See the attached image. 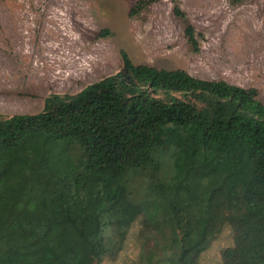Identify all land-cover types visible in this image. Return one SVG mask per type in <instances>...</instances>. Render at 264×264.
I'll return each instance as SVG.
<instances>
[{
    "label": "trees",
    "instance_id": "obj_1",
    "mask_svg": "<svg viewBox=\"0 0 264 264\" xmlns=\"http://www.w3.org/2000/svg\"><path fill=\"white\" fill-rule=\"evenodd\" d=\"M184 36L197 51L189 22ZM120 55L117 73L0 116V264H100L138 219L136 264H201L225 226L222 264H264L257 90Z\"/></svg>",
    "mask_w": 264,
    "mask_h": 264
},
{
    "label": "rangeland",
    "instance_id": "obj_2",
    "mask_svg": "<svg viewBox=\"0 0 264 264\" xmlns=\"http://www.w3.org/2000/svg\"><path fill=\"white\" fill-rule=\"evenodd\" d=\"M137 1L0 0V116L39 112L49 94H74L117 73L121 50L135 64L255 88L264 103V0H176L185 20L174 15L175 0H154L129 15ZM187 22L197 51L184 36ZM139 228L138 219L121 251L100 264H136ZM230 245L225 226L199 262L222 264Z\"/></svg>",
    "mask_w": 264,
    "mask_h": 264
}]
</instances>
